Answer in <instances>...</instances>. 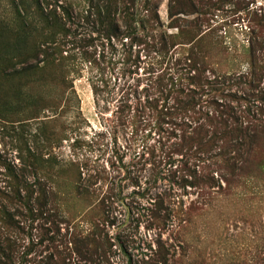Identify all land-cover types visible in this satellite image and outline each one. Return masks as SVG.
Listing matches in <instances>:
<instances>
[{
  "label": "rangeland",
  "instance_id": "374dc122",
  "mask_svg": "<svg viewBox=\"0 0 264 264\" xmlns=\"http://www.w3.org/2000/svg\"><path fill=\"white\" fill-rule=\"evenodd\" d=\"M190 1L194 11L167 27L162 0L160 20L176 35L174 55L204 48L205 75L222 90L206 93L223 107L201 96L193 108L220 124L199 125L189 150L179 134L197 123L182 124L180 110L169 119L171 97L158 95L155 111L142 94L140 106L116 110L121 73L133 83L148 73L151 33L129 53V40L123 53L90 47L103 74L89 64L72 73L66 110L61 101L32 117L4 106L16 83L0 76V264H264V0ZM13 8L0 0V23ZM104 74L115 89L95 100L92 83ZM159 110L167 114L156 124ZM198 137L213 144L195 150Z\"/></svg>",
  "mask_w": 264,
  "mask_h": 264
},
{
  "label": "trees",
  "instance_id": "16d2710c",
  "mask_svg": "<svg viewBox=\"0 0 264 264\" xmlns=\"http://www.w3.org/2000/svg\"><path fill=\"white\" fill-rule=\"evenodd\" d=\"M11 1L14 6L13 20L9 22L5 19L0 23V38H2L0 76L14 79L16 89H12L10 94H4L2 98L4 106L14 108L25 106L32 110V117H41V111L60 104L61 101L62 108L66 110L70 107L66 93L74 90V79L71 74H79L84 64H89L93 69L100 65L90 47L95 46L96 50L97 45L100 44L102 48L118 51L116 47L120 44L123 53L124 46L128 44L126 41L129 40L127 45V53H129L132 41L144 42L143 34L146 39L151 33L152 36L149 37L152 40L145 41L148 52L146 57H149L148 62L151 63L147 69L148 73L146 72L143 78L136 79L134 83L125 79L126 70L121 73L119 91L122 94L117 100L116 110L121 112L131 106H140L142 94L143 107L147 104L155 111L158 110L157 97L163 95L171 97L170 107L173 109H167L170 111L169 119L170 116L171 118L177 116L173 112L180 110L184 115L180 117L182 124L197 123L191 128L192 132L179 134L180 143L186 145L188 150L191 149L189 143L193 140L197 141V138L193 139V133L199 129V125L202 126L203 122L220 124V120L211 110L203 112L193 108L196 104L202 105L204 101L201 96L204 94L208 96V100H205L206 104L216 105L213 111H218L219 106L223 107V104H219L215 99L217 94L206 93V88H209V93L222 91L220 87L214 88L212 84L215 85V82L205 75L207 68L203 64V57L207 53L200 46L196 47L195 52L188 51L184 56L174 55L175 44L177 45L176 35L167 33L163 28L159 15L162 0H141L139 8L137 5L139 0H87V8L84 7L81 11L76 0ZM189 8L191 12L195 9L194 3L190 0H168L167 27H178L179 19L176 15L179 12L189 11ZM191 25L192 29L186 32L190 35V41H193L196 39L193 32L196 23ZM199 41L196 40V43L199 44ZM198 54H202L200 56L202 60ZM112 58L108 59V64L114 69L116 62ZM104 59L107 58L102 53L101 60L105 62ZM99 73L103 74L101 67L97 70V74ZM142 80L144 84L139 89V82ZM110 81L108 74L97 76L93 81L92 91L96 96L95 100L105 94H112L115 85L111 86ZM55 90L57 92L59 90L57 96H61L60 98L51 96ZM195 94L198 99L194 98ZM224 107L232 110L230 105L225 104ZM166 114L162 110L157 111L156 124L164 120L162 115ZM167 133L168 137L174 135V132L169 130ZM198 140L195 150L206 144L207 148H210L209 146L213 144L212 138L208 143H204L202 137H198ZM217 154L220 155L221 150Z\"/></svg>",
  "mask_w": 264,
  "mask_h": 264
}]
</instances>
